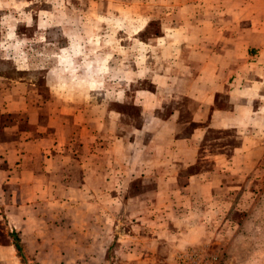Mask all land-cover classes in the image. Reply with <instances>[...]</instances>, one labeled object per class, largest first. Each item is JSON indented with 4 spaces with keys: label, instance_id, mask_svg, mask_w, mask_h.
<instances>
[{
    "label": "crops",
    "instance_id": "crops-1",
    "mask_svg": "<svg viewBox=\"0 0 264 264\" xmlns=\"http://www.w3.org/2000/svg\"><path fill=\"white\" fill-rule=\"evenodd\" d=\"M218 7L205 0H0V114L21 116L2 127L0 181L13 187L9 201H0L5 219L38 224L43 217L33 205L42 198L59 204V190L105 187L110 170L117 180L135 168L151 178L158 205L183 193L210 196L225 186L222 174L254 171L264 140V0L262 14L244 21L228 7L225 26L244 27L232 35L206 16ZM134 82L147 84L133 90ZM127 92L140 110L136 163L110 165V155L131 149L118 134ZM98 157L107 162L98 165Z\"/></svg>",
    "mask_w": 264,
    "mask_h": 264
},
{
    "label": "rangeland",
    "instance_id": "rangeland-1",
    "mask_svg": "<svg viewBox=\"0 0 264 264\" xmlns=\"http://www.w3.org/2000/svg\"><path fill=\"white\" fill-rule=\"evenodd\" d=\"M205 1L219 5L215 13L210 10L206 16L212 13L219 18L226 35L244 28L240 25L229 30L225 26L228 7H234L244 21L249 15L257 16L263 3ZM252 4L254 11L250 10ZM158 31L157 27L150 28L151 33ZM146 84L134 82L131 89ZM126 96L119 107L122 115L118 134L125 138V148L131 149L110 155V165L136 163L134 138L140 110L131 101V93ZM15 119L21 120V116L0 114V140L5 138L2 127ZM20 128H26L24 123H19ZM115 151H121L120 146ZM262 151V160L254 171L240 177L222 174L225 186L207 197L195 191L190 197L183 193L172 196L168 203L155 204L154 182L140 178L135 168L120 172L119 180L118 173L110 170L105 187H80L74 194L59 190V204L42 198L46 201L33 205L35 213L43 217L38 224L24 219L14 227L5 219L6 207L2 205L0 264H264V140ZM95 162L99 165L107 160L98 157ZM75 167L73 181L79 185L83 173L78 165ZM5 182L0 181L1 202H8L13 190ZM14 239L20 244L19 254L12 244Z\"/></svg>",
    "mask_w": 264,
    "mask_h": 264
},
{
    "label": "trees",
    "instance_id": "trees-1",
    "mask_svg": "<svg viewBox=\"0 0 264 264\" xmlns=\"http://www.w3.org/2000/svg\"><path fill=\"white\" fill-rule=\"evenodd\" d=\"M5 237L6 236H2V238H5ZM1 244H4V243H1ZM12 244L14 245V247H15L16 251L18 252V254L21 253V248H20V244H19L18 240L14 239Z\"/></svg>",
    "mask_w": 264,
    "mask_h": 264
}]
</instances>
